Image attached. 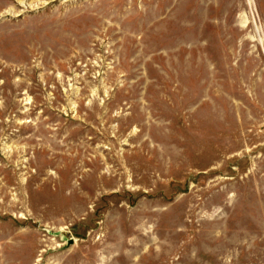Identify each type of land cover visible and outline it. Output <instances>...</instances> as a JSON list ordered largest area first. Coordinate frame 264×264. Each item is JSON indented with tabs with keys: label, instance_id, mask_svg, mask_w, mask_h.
<instances>
[{
	"label": "rangeland",
	"instance_id": "1",
	"mask_svg": "<svg viewBox=\"0 0 264 264\" xmlns=\"http://www.w3.org/2000/svg\"><path fill=\"white\" fill-rule=\"evenodd\" d=\"M0 264H264V0H0Z\"/></svg>",
	"mask_w": 264,
	"mask_h": 264
}]
</instances>
